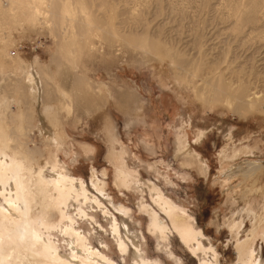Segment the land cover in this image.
<instances>
[{"label": "rangeland", "instance_id": "obj_1", "mask_svg": "<svg viewBox=\"0 0 264 264\" xmlns=\"http://www.w3.org/2000/svg\"><path fill=\"white\" fill-rule=\"evenodd\" d=\"M263 60L264 0H0L8 155L22 149L45 180L63 173L90 198L70 201L65 218L48 209L43 240L81 260L71 246L78 241L108 264H136L134 242L151 263L242 264L239 248L253 240L264 263V167L229 174L246 159L264 161V113L236 115L212 91L214 79L263 91ZM181 135L208 174L178 155ZM113 148L193 222L206 255L186 245L147 186L118 187ZM150 211L169 229L165 242Z\"/></svg>", "mask_w": 264, "mask_h": 264}, {"label": "bare ground", "instance_id": "obj_2", "mask_svg": "<svg viewBox=\"0 0 264 264\" xmlns=\"http://www.w3.org/2000/svg\"><path fill=\"white\" fill-rule=\"evenodd\" d=\"M237 73L239 74V72ZM215 80L212 83L215 86L212 91L221 99H225L224 102L234 108L233 112L236 115L243 116V113L248 109L264 113V90L258 92L256 89H249L247 83H242L243 86L239 85L240 87L232 90L226 81L219 83V81ZM17 84L21 85V82L17 80ZM107 127V134H109L112 142L117 138V133L114 126H112V122ZM10 141L6 126L0 120V155L6 159H0V197H3L6 202L4 208L0 206V264H108L103 258L97 256V253H90L91 250H87L88 252L85 254L83 250L85 245L81 244V238L80 246L78 241L71 244L75 248V253L81 254V260L76 257L70 259L61 256L53 243L43 240V234L50 227L47 225V215H50V211L49 213L47 211L48 209H57L62 218H65L70 201L76 199L80 202L81 197L85 201H89L90 198L85 193L86 190L82 185L80 187L77 186L75 180L68 178L63 173L56 175L52 182L45 180L40 171L38 173L32 169L31 164L33 162L29 159L31 156L22 149L15 148L13 151L15 156H9ZM176 151L184 162L195 166L201 174H208L206 163L182 135L178 138ZM121 152L118 153L113 148L111 154L112 162L116 166L118 187H131L136 184L142 189L147 186L152 193L155 205L165 211L167 215L169 214L172 218L174 229L181 235L186 245L195 253L202 250V253L206 255V249L202 242L204 235L197 230L189 218L182 216L180 210L178 213L177 208L164 199L157 187L141 182L129 170L130 167L128 168L125 164V159ZM241 157L242 153L239 151L235 152L230 158H232L231 161L238 162L242 159ZM234 166L236 168L231 167L230 175L243 174L249 176L263 169L264 161L257 162L246 159L236 163ZM233 169L235 170L233 171ZM104 188L102 184L97 186V189L102 192H105ZM96 203L100 205L97 201ZM150 213L153 215V231L159 234V238L165 242L168 239L169 229L158 220L159 218L157 219L155 213L151 211ZM39 219L42 220V227L38 223ZM261 219L264 220V208ZM114 232L118 236L121 235L117 225L114 227ZM66 234L72 236L74 229L72 227L67 228ZM128 238L130 239L129 234ZM133 244L136 248L134 255L136 264H159L147 262L141 253L138 242ZM253 244L252 240L239 248V258L242 264H264L261 255L254 252ZM162 245L165 246L164 243ZM120 250L124 253L128 252V246L122 240ZM202 264H218V261L216 259H205Z\"/></svg>", "mask_w": 264, "mask_h": 264}]
</instances>
